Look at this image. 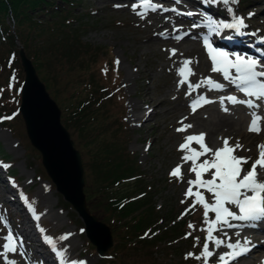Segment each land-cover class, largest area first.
<instances>
[{
    "label": "rangeland",
    "instance_id": "1",
    "mask_svg": "<svg viewBox=\"0 0 264 264\" xmlns=\"http://www.w3.org/2000/svg\"><path fill=\"white\" fill-rule=\"evenodd\" d=\"M127 1L130 2V7L135 2V0ZM196 1L180 0L177 3V0H156L157 3H163V9L168 10H159L161 14L158 16L161 18L156 22L151 21L150 24L146 18L140 19L131 10L126 12L113 9L110 7L112 4L111 0H77L71 10L72 17L70 22L72 20L77 21L81 25L79 28L82 27L78 32L81 44L80 49L86 47L88 53L82 60L83 64L70 66V64L64 63L63 60L59 61L57 57L53 56L50 58V61L52 60L50 69L45 64L43 66L44 69L40 73L37 71V75L40 81L45 84L49 96L59 107L61 118L65 112L64 103H67L66 100H63V97H68V94L79 89L80 83L94 79L96 84L104 89H102V93L99 96L97 95L95 101L106 105L105 109L103 108L99 112L100 116L98 118L102 125H106L105 128L106 131L108 130V135L112 137L116 133L117 138L113 141V146L110 148V150H113L109 151L113 152L117 149V152H123L130 159L131 163H129V166L133 165V167L138 169L139 173L143 174L146 190H150L152 208L160 215V218H163L166 223L172 220H184L186 222V231L191 233L187 239L184 238L185 235L182 237L181 241L187 243H179L178 240L170 241L167 239L164 242L154 243L150 247L138 244L130 248L126 247L125 249L127 250H123L118 247L119 242L117 243V240L124 234L120 227L115 226L113 227L114 232L111 231V234L116 238L114 239L116 242L115 250L119 251V253L121 252L120 254L118 253L119 255L114 261L115 264H202V261H197L193 258L185 259L186 254L189 252L199 255L206 238V232L202 230L206 227L203 223L202 207L197 205L195 208H190L194 197H189L185 203H181L182 200H185V192L189 187L188 181L195 179L194 173L190 172L191 162H183L181 157L184 153L178 151L179 145L184 143L185 137L188 136L186 135L187 132H177L175 129H169L174 118L163 119L161 115L162 109L160 108L156 110L157 118L153 120L154 122L150 121V123L152 122L150 125L142 126L141 120L133 121L130 118L132 114L130 103H137V97L140 96L138 88L143 85H146L154 96L158 94L166 95L172 107L179 105L178 96L181 94L180 91L184 93L190 105L193 102L190 95L187 94L191 91L188 83L197 85L198 83H194L193 76L197 79H203V68L205 67V71H209L212 67L208 52L202 48L201 42L199 43L200 39L197 30L185 31L179 36L187 34L188 39L192 41L194 39L199 40L200 47L195 46L193 43L181 46L172 44L177 42V40L172 38L174 35L168 36L167 39L163 38L165 40L155 38L154 40L159 41V43L155 45L156 47L154 44L149 46L145 41V37L149 27H157V25L167 20L165 18L166 15L169 16L168 20L176 21L177 14L171 11L172 8H176L181 13L191 11L194 13L193 16L198 18L199 13L195 9ZM203 2L206 3L205 0ZM213 4L219 5L221 10L227 13L228 17L225 20L233 22L234 17L244 18L247 25L244 28L246 31L244 33L251 32L256 38L254 40L264 41V0H238V3L228 5L220 2H213ZM184 7H187L188 10H185ZM229 8L232 9L231 13L227 11ZM179 16L184 17L186 15ZM168 40L170 42H164ZM3 44L0 45V107H3L0 109V117L13 118L4 119L8 125L7 128L2 126L0 122V155L2 153L3 158L8 160L7 163L10 165L9 169L5 168V170L0 167V216L6 217L8 223L7 228L0 224V246L5 242L2 237L7 235L9 231L13 235L14 231L19 234L18 231L25 225L31 226L33 224V237L36 241L25 235L21 236L22 240H17L23 245L22 251L29 255L30 264H51L52 261L60 264L61 260L57 256V253L60 252L65 253L63 258L65 264L73 261L77 262V264H80V262H83V264H100L99 259L101 257L97 255L96 251H92L87 246L88 240L84 233L85 225L72 206L64 201L62 196L56 191L55 186L51 183L41 164L40 153L30 145L27 139L24 123L18 112L20 88L24 80V73L21 66H19L21 68L19 71L13 61L15 53H17L19 58L21 45L16 41L14 47L8 49V44ZM249 46L252 48L255 45L250 44ZM191 48H193L191 52L186 54L182 52ZM171 49L176 50L175 55H171ZM56 55L59 54L56 53ZM170 56L174 58L171 59ZM117 59L120 61L118 68L114 63ZM185 60L193 62L189 67L194 75H189L187 69H185L183 77L178 74L183 67V65L180 66V63L182 64ZM105 68L107 69L106 73L103 71ZM147 69L149 74L147 78H143L140 74L142 70ZM49 72L52 73L51 76L55 75L51 81L56 82V88H59L58 91L61 94L55 92L54 87L50 88L51 84L50 86L48 85V79L50 80V78H47V73L49 74ZM43 75L46 82L41 78ZM13 77L14 79H11ZM182 79L188 82L184 83L188 87L186 92L183 90V84L180 83ZM10 83L12 84L11 88H9ZM206 89L209 90L208 87ZM201 96L211 101L210 104L212 105L214 100L227 96H239L237 99L245 100L242 99L244 97L240 96L234 87H228L225 91H215L214 93L201 92ZM97 103L95 107L98 106ZM224 108L227 111H224ZM220 109L227 115L238 114L245 117L246 120L251 119L250 112L253 111V109H249L244 105H233L230 102L224 103L223 106L220 105ZM258 109L255 110L264 117V111L261 110L259 112ZM184 113L185 111H181L175 115L180 118ZM204 114L206 113L203 111L197 113L200 116ZM243 125L245 129H248L250 124L244 122ZM260 126L262 130L264 120L261 121ZM181 127L183 126H177L176 129ZM64 128L68 131L75 149L78 150L81 156L85 183L83 192L87 207L91 208L92 212L95 211L94 214L91 213L92 215L100 222L106 224L99 209L95 208L99 201L92 192L93 182H95L96 177L92 176V171L88 168V163H90V157L88 158L87 155L88 147L82 145L78 134L74 130L67 129L65 126ZM189 129L190 133L195 130L193 126ZM237 141L238 138H234L229 144L234 146ZM207 146L214 150L212 145L207 144ZM191 147L195 150H200L199 145L195 143H192ZM234 154L238 157L250 158L249 163L244 165L245 170H248L251 168V163L257 159L258 150L243 146V148L237 149ZM204 158L206 157L201 160ZM178 165H182V179L170 178V171ZM5 174L10 175L8 177H12V180L14 179L13 175L19 179L18 185L14 182L16 188L8 184L4 178ZM204 178L210 179L211 176L206 174ZM259 179L264 181V172H261ZM17 187L23 188L25 193L29 195L34 207L35 222L30 219V215L22 208L21 199L23 195L20 191V196ZM193 191L195 192L196 189L193 188ZM204 194L206 200L211 202L210 194L206 192ZM87 198L89 201H87ZM11 199H14L17 204L12 203ZM66 203L69 206L65 205ZM186 209H188V213L181 219V214ZM52 214L59 216L58 221L52 219ZM209 218H214V214L209 213ZM189 223L195 227L189 228ZM233 223L240 222L234 221ZM35 225L39 229V233L36 232ZM257 228H264V220L235 229L234 235L228 233L231 229H225L227 237H221V233H215V235L221 239L228 240V242L240 240L242 243L243 237L245 239L250 238L254 233L253 231H256ZM237 232L241 236H237ZM145 233H148V236H145ZM62 236H67L68 238L61 240L60 237ZM141 237H144L145 240L147 239L148 243L151 244L157 236L153 235V228L149 227L141 233ZM197 237H199L198 244L196 242ZM48 238L52 240L54 248L46 243ZM69 239L73 240L74 243L72 249H67L65 245H61V243H65ZM263 241L261 240L260 244L264 247ZM38 244L43 246L42 249L38 248ZM194 244L197 246L194 247ZM114 245L115 243L110 250L114 248ZM143 246L145 248H142ZM212 248L213 245L210 244V250ZM109 251L105 257L109 255ZM224 251H226L225 248L218 249L216 255L210 259L209 264H217V256ZM23 256L18 253L9 254V258L14 259L17 264H26ZM110 261L108 264L111 263ZM0 264H3L2 259H0Z\"/></svg>",
    "mask_w": 264,
    "mask_h": 264
},
{
    "label": "trees",
    "instance_id": "2",
    "mask_svg": "<svg viewBox=\"0 0 264 264\" xmlns=\"http://www.w3.org/2000/svg\"><path fill=\"white\" fill-rule=\"evenodd\" d=\"M76 2L77 0H0V45L8 44L9 49L13 48L18 41L28 59L31 57L29 60L35 71L39 73L44 69L45 64L50 69L52 63L50 58L53 56L70 66L82 65V60L88 54L86 47L80 49L78 32L82 27L79 28L81 25L77 21L70 22L71 10ZM211 7L215 9L214 5ZM216 10L222 12L219 8ZM13 61L18 68L21 66L17 53L13 56ZM51 74L47 73V78H50L48 85L51 84L50 88L54 87V91L59 94L56 82L51 81L55 75L51 76ZM41 78L44 79V75ZM102 89L94 79L80 83L79 89L68 94V97H63L67 103H64L65 112L61 118L62 125L74 130L82 145L88 147L87 155L88 158L90 157L88 168L92 171V176L96 177L92 192L99 201L95 208L99 209L104 222L112 232L115 226L123 231L124 236L121 235L117 240L120 249L127 250L126 247L130 248L138 244L150 247L154 243L164 242L167 239L187 243L181 241L182 237L188 233L185 229L186 222L172 220L166 223L163 218H160V215L152 208L150 190H146L143 174L139 173L132 164L129 166L130 159L123 152H117V149L110 152L113 150H110L113 141L117 137L116 133L110 137L108 130L106 131V125H102L98 118L99 112L106 107L105 103L99 104L95 101L97 95L102 93ZM96 103L97 107H95ZM6 123V120H3L1 125L7 128ZM7 161L1 153L0 163L8 165ZM13 177L18 183L19 179L14 175ZM124 183L126 185L123 186ZM24 194L22 204L28 211L33 212L34 207L30 197L27 193ZM87 201H89L88 198ZM65 205L69 206L67 203ZM88 209L90 213H95L91 208ZM149 227L153 228V234L157 236L151 244L147 239L141 238V233ZM114 239L116 238L112 234L114 248L109 251L107 257L99 259L100 264H108L110 260H112L110 264H115L114 261L121 252L115 250ZM87 244L92 251H95L89 242Z\"/></svg>",
    "mask_w": 264,
    "mask_h": 264
},
{
    "label": "snow or ice",
    "instance_id": "3",
    "mask_svg": "<svg viewBox=\"0 0 264 264\" xmlns=\"http://www.w3.org/2000/svg\"><path fill=\"white\" fill-rule=\"evenodd\" d=\"M180 0H177L179 3ZM212 2H220L224 5L236 4L238 0H212ZM114 7H121V5H114ZM158 10L167 11L163 9V6L156 2V0H135L131 5V11L137 15L140 19H145L149 13L157 12ZM172 12L177 15H186L191 17L194 15L193 12L189 11L186 13L178 12L176 8L171 9ZM229 13L232 9H227ZM205 24L209 30V34L219 35L223 29L233 30L237 35L242 34V29L246 28L244 18L234 17L233 22L224 23L210 21L206 17L204 18ZM193 27H200L199 24H194ZM174 31H178L174 29ZM161 35H164L163 33ZM186 35V34H185ZM164 38H168L165 36ZM173 39L178 42L183 39V36L174 35ZM203 45L208 52V56L211 60V71L213 73L222 74L223 79L232 84L247 100H239L235 96H227L221 98V105L223 106L224 101L227 100L233 105L240 104L244 105L249 109H253L250 112L251 121L248 127L250 133L259 134L261 132V121L264 117L258 114L255 109H258L261 104L255 103L260 101L264 103V71L258 70V62L255 59H246L243 56L237 55L234 59L230 58L229 53L216 49L212 46L207 38H204ZM171 55H175L176 50H170ZM171 58V56H170ZM119 66V59L114 62ZM192 61L185 60L182 62L183 67L179 70L178 74L183 77L185 69H187L189 75H194L189 67ZM234 70V72H233ZM106 73L107 69H103ZM11 79H14L11 78ZM181 84L188 83L187 80L182 79ZM202 85H206L209 90L221 91L223 85L212 81L210 77L205 78L200 84L192 85L188 83L190 90L199 88ZM12 84H9V88ZM118 91V90H117ZM187 94H191L190 92ZM211 103L204 96H199L193 100L189 106L193 112L196 111L197 105L203 106L201 103ZM227 111L226 108L223 109ZM13 117H0V122L4 119H12ZM185 119H187L185 117ZM183 124V121L180 122ZM192 125H183V127L176 129L177 132L186 131L191 128ZM195 143L199 145L200 150H195L191 147V144ZM243 148V145L237 141L232 146L229 144V140L225 138L223 140V146L215 150L208 147L205 143V134L200 133L198 135H188L185 137V142L179 145L178 151L184 153L181 157L182 161L187 163L191 162L190 172L194 173L195 179L188 181V189L185 192V200L181 203H185L189 197H194L190 208H195L200 205L203 209V223L206 225L203 231L206 232L205 242L203 243L202 249L199 255H194L189 252L186 254L185 259L193 258L197 261H202V264H209L210 259L216 255L217 250L225 248L226 251L220 253L217 256V264H233L238 261L240 256L246 255L251 251L250 241L245 239L243 243L240 240L235 242H228L226 239H221L215 233H222L227 237L225 229H238L246 226L247 224L254 223L257 221L264 220V181L259 179L261 172H264V144L257 146L258 157L251 163V168L245 170L244 165L249 163L250 158L238 157L234 153L237 149ZM201 157H206L201 160ZM0 167H10V165L0 164ZM210 174V179H205L204 176ZM170 178L177 180L182 179V165H178L169 173ZM193 188L196 191H193ZM203 190V191H201ZM210 194L212 201L206 200L205 194ZM235 209V210H233ZM31 210V206H30ZM188 213V209L181 214V219ZM209 213L214 214V218H209ZM240 223H233V222ZM0 224H3L5 228L8 227L6 217L0 216ZM189 228L195 226L191 223L188 225ZM154 235V234H153ZM191 233L185 235V239ZM239 236V232L236 233ZM148 236V233H145ZM67 236L60 237L61 240L67 239ZM142 239L144 237H141ZM5 241L0 248V259L3 264H17L14 259L9 258V254H20L21 256L26 255L22 251L23 245L18 242L16 237L11 231L7 235L2 237ZM197 244L199 243V237L196 238ZM46 243L54 248L53 242L50 238L46 239ZM210 244L213 245L210 250ZM197 246L196 244L193 245ZM254 247V245H253ZM58 258L61 260V264H65L64 252L57 253ZM72 264H77L73 261ZM83 264V262H80Z\"/></svg>",
    "mask_w": 264,
    "mask_h": 264
},
{
    "label": "bare ground",
    "instance_id": "4",
    "mask_svg": "<svg viewBox=\"0 0 264 264\" xmlns=\"http://www.w3.org/2000/svg\"><path fill=\"white\" fill-rule=\"evenodd\" d=\"M111 3L112 4L110 5V7H112L113 9L122 10L126 12L128 10H131L130 2L127 0H111ZM159 4L163 5V3H159ZM197 4L200 5L199 2ZM114 5H121V7H114ZM201 7H203V5H201ZM184 9L188 10L187 7H184ZM160 14L161 13L159 12V10L154 13H149L146 16V19L151 24V21L156 22L161 18L160 16H158ZM163 14L166 15V13L164 12ZM165 18L167 20H165L164 23H160L159 25H157V27L151 26L148 28V31L146 32L145 41L149 44V46L153 44L155 46L157 43H159V41L154 40L155 38H160L161 40H165L163 39L165 36L168 37L172 35H179L185 31L192 30L193 29L192 23L195 22L197 16L181 17L179 15H176V19H175L176 21L168 20L169 19L168 15H166ZM174 29H177L178 31H174ZM241 31H243V29ZM162 33L164 35H161ZM230 33H235V32L233 30H230ZM254 39H256L254 34L251 32H247V35L244 37V45L253 43L256 44L257 46H261V43L258 40L256 41ZM164 42L167 43L170 41L168 40ZM189 43H193L195 46L200 47L198 40L194 39V41H192L191 39L187 38V35L183 36V39H181L179 42L177 41L172 44H178L177 46H181ZM192 50L193 48L187 49L186 51H182V52L186 54L188 52H191ZM182 52H178V53H182ZM173 58L174 57L171 56V59ZM192 64L193 62L191 63V65ZM182 65L183 64L180 63V66ZM205 70L206 68L204 67L202 70L204 76L203 79H197L195 78V76H193L194 83L200 84L202 81H205V78L210 77L212 81L223 85V90L221 91H225L228 87H231V84H225V80L222 78V76L219 73H213L211 69L209 71H205ZM148 74L149 71L147 69V70H142L140 75L143 78H147ZM183 87H184L183 89L184 92H186L188 87L184 84ZM206 87H207L206 85H202L201 87H199V89L197 88L192 89L190 91L191 93L190 97L192 101L195 100L197 97L201 96V92L214 93L216 91V90H207ZM138 91L140 96L137 97L138 98L137 103H130V107L132 110V114L130 115V118L133 121L141 120L142 126L150 125L152 122H154L153 120L157 118L156 110L160 108L162 109L161 115L163 119L174 118V121L172 125H170L169 129L176 130L177 126L191 124L195 128V130L193 131V133H190V129L188 128L186 130L187 132L186 135L189 134L198 135L200 133H204L205 143L212 145L214 150L223 146V140L225 138H227L229 142L232 141L234 138H238L239 143L243 144L244 147L253 150H258L257 146L260 144H264V126L259 134L250 133L248 129L244 128L243 123L247 122L248 124H250L251 119L246 120L245 117L240 116L238 114L227 115L226 113H223L222 110L220 109L221 99L214 100L213 105L210 103L201 102L203 106L197 105L196 111L193 112V110L189 107L190 104L188 103V99L185 98L184 93L181 91H180L181 94L178 96L180 103L177 107H172L169 104L170 100L164 94L163 95L158 94L154 96V94L150 91L149 88L146 87V85L139 87ZM237 98H239V96ZM227 102H228L227 100L224 101V103ZM261 110L262 108L259 109V112ZM181 111H185V113L183 114L182 117L177 118L175 114ZM200 111H203L206 114H204L203 116L197 115V113H199ZM185 117L187 119H185ZM150 121L152 122L150 123ZM181 121H183V124L180 123ZM10 201L14 204H17L16 201H14V199H11ZM51 217L53 220L56 221H58L59 219V216L56 214H52ZM32 226L33 224L31 226H28L27 224L18 232L23 233L26 237H29L31 240H33L34 237H33ZM253 232H254L253 235H251L250 238L247 239L248 241L251 242V244L249 245L251 247V251L248 252L246 255L240 256L238 258V261L233 262V264H264V247L262 246V244H260V241L264 240V228L263 229L257 228V230ZM14 233L17 232L14 231ZM228 233L234 235L233 233H235V229L229 230ZM223 236L224 235L221 233V237ZM244 240L245 237H243V241ZM62 244L65 245L67 249H72V247L74 246L73 240L71 239H69L65 243H61V245ZM42 247L43 246L41 244H38V248L42 249ZM51 264H56V263L55 261H52Z\"/></svg>",
    "mask_w": 264,
    "mask_h": 264
},
{
    "label": "water",
    "instance_id": "5",
    "mask_svg": "<svg viewBox=\"0 0 264 264\" xmlns=\"http://www.w3.org/2000/svg\"><path fill=\"white\" fill-rule=\"evenodd\" d=\"M19 59L24 73L19 114L27 138L40 153L41 164L56 191L72 206L85 225L87 240L95 247L97 255L104 258L113 246L111 229L87 208L81 156L61 123L59 107L49 96L23 49L19 50Z\"/></svg>",
    "mask_w": 264,
    "mask_h": 264
}]
</instances>
